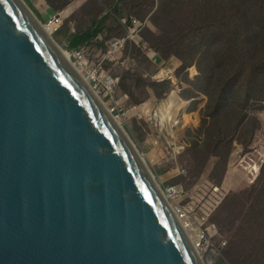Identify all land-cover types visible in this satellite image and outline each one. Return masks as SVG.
<instances>
[{
    "label": "water",
    "instance_id": "obj_1",
    "mask_svg": "<svg viewBox=\"0 0 264 264\" xmlns=\"http://www.w3.org/2000/svg\"><path fill=\"white\" fill-rule=\"evenodd\" d=\"M42 25L25 0H0V264H203Z\"/></svg>",
    "mask_w": 264,
    "mask_h": 264
},
{
    "label": "rangeland",
    "instance_id": "obj_2",
    "mask_svg": "<svg viewBox=\"0 0 264 264\" xmlns=\"http://www.w3.org/2000/svg\"><path fill=\"white\" fill-rule=\"evenodd\" d=\"M127 4L136 7L134 13L126 9ZM28 5L42 24L56 13L43 0H32L35 9ZM117 6L121 8L120 16L114 13ZM61 11L62 25L58 32L51 34L44 26L57 46L67 52H70L68 41L61 35V29L81 31L91 25L92 19L109 14L107 30L101 39L108 35L112 41L119 38L115 36L119 29L123 33L120 37L126 34V28H117L118 22L126 27L129 17L142 21L144 26L138 29L141 41L138 44L127 41L123 52L111 59L112 64H103L98 69L118 75L116 94L110 96L98 83V97L108 110L117 107L123 113L128 112L122 120L124 131L156 183L183 186L187 193L178 201L179 205L190 213L196 227L213 226L212 236L200 252L203 264H209L210 260L212 264H264V144L242 153L240 142L233 139L230 166L220 180L213 178L211 172L217 157L209 155L206 146L194 149L188 135L196 127L200 133L198 145L202 146L203 127L213 128L215 123L200 118L205 111L202 99L194 101L195 110L193 102L181 99L176 90L180 82L184 81L185 86L190 83L188 77H198L202 65L216 67L220 55L238 53L240 44L229 45L228 30L242 28L246 22L264 29V0H74ZM114 28V33L108 31ZM167 41L170 48L165 45ZM156 47L170 52L160 54L154 51ZM154 53L155 57H150ZM257 55L258 61L264 62V57ZM88 57L86 61L91 65ZM71 62L75 64L73 58ZM160 72V83L169 81L172 87L162 98L152 90L153 77ZM169 98L180 105L178 135L169 132L171 125L161 128L163 116L158 107ZM234 104L236 107L240 103ZM238 108L247 109L242 105ZM190 120L194 126L188 127ZM254 134L264 141V114Z\"/></svg>",
    "mask_w": 264,
    "mask_h": 264
},
{
    "label": "trees",
    "instance_id": "obj_3",
    "mask_svg": "<svg viewBox=\"0 0 264 264\" xmlns=\"http://www.w3.org/2000/svg\"><path fill=\"white\" fill-rule=\"evenodd\" d=\"M25 1L35 9V6L32 5V0ZM43 1L56 12L52 14L55 15L60 13L61 10L65 9L74 0ZM126 9L130 13H134L136 7L133 4H127ZM114 13L118 16L121 15L120 6L116 7ZM108 18L109 14L99 19H92L91 25L81 31L71 32L69 27L61 29V35L65 36L68 41V49L85 51L87 57L89 55L88 60L92 62V66H98L101 63L100 66L112 64L111 59L116 54L122 53L123 50L109 56L110 42L126 37L131 27L132 19L137 18L129 17L125 24L126 27L122 26L124 24L118 22L117 28H126V34L120 37L123 33L120 32L122 29H119L115 33V36L119 38L111 39L112 41H109L110 36L108 35H105L101 39V36L107 30L106 21ZM116 19L119 20L118 17ZM138 21L142 23L141 20ZM143 26L142 23L141 28ZM115 29H108V31L114 33ZM227 34L229 35V45L240 44L238 53L230 52L220 55L218 57L220 59L219 64L216 67L202 65L198 77L194 79L188 77L190 83L187 86L182 84L184 81L176 86L181 99L186 102H193L192 105L195 110L197 105L194 101L202 99L205 111L200 115V118L202 120L208 119L215 123L213 128L209 126L203 127L202 134L204 135V140L202 146L198 145L200 133L196 127L194 130L190 129L188 141L197 151L206 146L209 155L217 157L214 171L211 172L213 178L218 177L217 180L223 177L230 166L228 158L231 157L234 150L232 145L233 139L240 142L242 153L250 152L258 147L262 148L264 144V141H259L258 137L254 134L255 130L261 125L262 114H264V62L258 61L257 55L259 54L264 57V29L254 22H246L242 28L237 27L236 29L228 30ZM138 35L140 37V31H138ZM165 45L170 48L168 41L165 42ZM154 51L160 54L170 52L169 49L161 47H156ZM154 56L155 53L152 57ZM178 57L182 58L181 55H178ZM221 61L222 66L220 65ZM152 90L158 98H162L172 91V87L169 81L160 83L154 80ZM233 99L237 100L235 102L240 103L247 109L240 110L238 108L241 106L240 104L237 105L238 107H235V102L232 103ZM229 111V115H232L231 118H228L227 113ZM193 123V120L188 121V127L191 124L194 126ZM235 136L236 138H234ZM205 228L209 231L210 236H212L213 226L209 225Z\"/></svg>",
    "mask_w": 264,
    "mask_h": 264
},
{
    "label": "built area",
    "instance_id": "obj_4",
    "mask_svg": "<svg viewBox=\"0 0 264 264\" xmlns=\"http://www.w3.org/2000/svg\"><path fill=\"white\" fill-rule=\"evenodd\" d=\"M62 16L63 13H57L53 15L52 18L47 23L45 22L46 24L44 25L48 27L51 34H55L61 28ZM141 27H142L141 22H139L137 19H132L131 27L128 30L127 36L110 42L109 56L123 50L124 47L126 46L127 41L129 42L132 41L138 44L140 41L138 35V29H141ZM136 38L138 39L135 40ZM69 53L71 54V57L75 60V66L80 69V71L83 74V77L86 79L85 81L90 85V87L95 93L98 87L97 84L99 83L100 86L103 87V90L107 92L110 96L116 94L120 84V78L118 76L108 74L103 70L98 71L102 63L99 64L98 66L89 65V63H87L86 61L87 56L85 51L70 50ZM161 78H162V72H160L158 75L153 77V79L156 80L157 82H160ZM91 83H94L93 85L94 87L92 86ZM127 113L128 112L123 113L121 110H118L117 107H115L114 109L113 108L110 109V114L112 115V117L115 120L118 119L121 125H123L122 120L127 116ZM178 122L179 124H181L180 120H178ZM157 144H158L157 141H155V145ZM158 186L162 192V195L164 196L166 201L171 206L173 212L180 220L181 225L184 228L185 232H188L190 235L194 236L195 244L194 245L192 244L193 247L199 252L203 251L205 249L206 243L209 241L211 236L206 228H201L199 225H197L196 227L191 219L190 213L186 211L181 205H179L178 201L183 199V197L186 195L187 193L186 189L181 185H172V184L164 185L163 183H161Z\"/></svg>",
    "mask_w": 264,
    "mask_h": 264
},
{
    "label": "bare ground",
    "instance_id": "obj_5",
    "mask_svg": "<svg viewBox=\"0 0 264 264\" xmlns=\"http://www.w3.org/2000/svg\"><path fill=\"white\" fill-rule=\"evenodd\" d=\"M42 24V23H41ZM42 29L44 30V32L47 34V36L50 38V34L48 32V30L46 29V27L44 25L41 26ZM58 50L60 51V53L62 54V56L66 59V61L70 62V64L72 66L75 67V69L77 70V72L80 74V76L83 77V75L80 72V69L77 68L75 66V64H73L71 62V54L61 48L58 47ZM84 78V77H83ZM84 80H86L84 78ZM88 84V83H87ZM98 96V95H97ZM102 102V100H101ZM107 108V107H106ZM108 109V108H107ZM180 109V105L176 102V100L174 98H169L167 99L165 102L159 104L158 107V112L162 114L163 118H162V122H161V128H165L168 125H171L172 129L169 131L171 134L176 133L177 131V126H178V111ZM110 112V110H108ZM114 121L116 122V124H118V126H120L123 129V135L125 136V138H128L126 132L124 131L123 125H121V123L118 121V119H114ZM180 131V130H179ZM178 131V132H179ZM177 134V133H176ZM178 135V134H177ZM130 143L132 144V146L134 145L132 143V141H130ZM134 147V146H133ZM135 148V147H134ZM141 157V155H140ZM143 160V159H142ZM258 167V166H257ZM152 171V170H151ZM154 174V173H153ZM187 237L189 238L191 244H195L194 242V236L190 235L188 232H186ZM196 250V249H195ZM196 252L198 253V255L200 256V252L198 250H196ZM209 264H212V260L209 261Z\"/></svg>",
    "mask_w": 264,
    "mask_h": 264
},
{
    "label": "crops",
    "instance_id": "obj_6",
    "mask_svg": "<svg viewBox=\"0 0 264 264\" xmlns=\"http://www.w3.org/2000/svg\"><path fill=\"white\" fill-rule=\"evenodd\" d=\"M150 57H152V54L150 55ZM155 57V56H154ZM152 59V58H151ZM154 61L156 62V59H154ZM178 100H179V98H178ZM180 102L182 101V100H179ZM180 117V116H179Z\"/></svg>",
    "mask_w": 264,
    "mask_h": 264
}]
</instances>
